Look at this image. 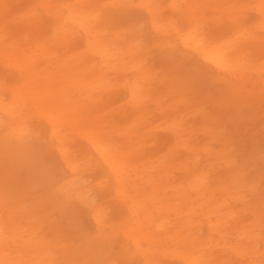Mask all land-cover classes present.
Here are the masks:
<instances>
[{
    "label": "bare ground",
    "instance_id": "6f19581e",
    "mask_svg": "<svg viewBox=\"0 0 264 264\" xmlns=\"http://www.w3.org/2000/svg\"><path fill=\"white\" fill-rule=\"evenodd\" d=\"M9 1L18 0H0V21L14 24L0 28V158L30 154L42 134L62 176L50 183L44 167L28 175L26 188L37 193L31 207L22 186L0 187V264H76L80 256L79 264H96L89 260L107 233L120 238L136 264H158L152 245L164 246L161 255L180 264H264V168L249 167L240 155L237 125L245 116L218 117L220 109L245 108L254 99L246 119L259 132L248 138H264V79L245 86L251 71L264 77V0H253L254 21L245 16V1L210 0L227 22L209 31L206 17L192 13L197 0L188 8L186 0H167L171 9L186 11L179 20L164 15L158 0L18 1L15 12ZM131 6L146 16L148 44L133 24L112 21V13ZM26 28L40 29L38 36ZM149 46L164 49L169 62H154ZM174 54L204 67L205 80L219 88L193 91L188 77H177ZM160 83L163 90L155 87ZM166 95L171 102H163ZM210 97L212 105H205ZM150 103L169 138H150ZM177 106H193L201 126ZM198 130L209 135L200 145L193 136ZM214 142L222 146L217 151ZM6 198L13 201L9 209ZM110 205L121 215L118 228ZM77 210L87 211L93 232L80 233L79 243L56 259L50 220ZM97 264L113 261L106 255Z\"/></svg>",
    "mask_w": 264,
    "mask_h": 264
},
{
    "label": "rangeland",
    "instance_id": "374dc122",
    "mask_svg": "<svg viewBox=\"0 0 264 264\" xmlns=\"http://www.w3.org/2000/svg\"><path fill=\"white\" fill-rule=\"evenodd\" d=\"M20 1L21 5H26L29 3L30 0H18ZM18 1H15L11 3L9 1L7 3V6H10L11 10H14L15 12L16 5H18ZM72 0H70L71 2ZM186 7L187 5L191 4V0H186ZM245 1V16L248 18V20H255L257 18L256 12L254 10L253 0H241ZM161 6V12L164 15L171 14L175 17V19L179 20V16L185 14V10L177 11L171 9L169 5H167V0H158ZM252 4V5H251ZM217 4L210 0H197L195 4V11H193V14H200V16H205V21L203 22L204 28L206 31L214 29L216 26L221 25L223 23L227 22V19L222 15V13H218L214 10V6ZM19 6V5H18ZM17 6V7H18ZM213 6V7H212ZM182 7L184 8V5L182 3ZM213 8V9H212ZM40 12V16L42 17L43 21L49 22L50 19L48 16L45 15L40 10H37ZM39 15V14H38ZM215 15L217 17H215ZM13 16L16 18L17 14H13ZM210 16V17H209ZM213 16V17H212ZM18 18V16H17ZM112 21L122 23V24H133L135 27V30L137 31V34L139 35L140 40L144 44L150 43V36L149 32L147 30L146 25V16L144 12L141 11V9L137 7H128L124 10L114 12L111 15ZM212 19V20H211ZM3 21V20H2ZM0 21V28L6 27V28H12L11 26H14V24L11 23V26L9 24H2L3 22ZM18 25L19 20L16 19ZM16 23V25H17ZM179 23V21H178ZM39 30L35 29H29L26 28L23 32L27 34L28 36H31L34 38L35 36H38ZM140 30V31H139ZM1 43V41H0ZM31 46V45H29ZM149 51L151 53V59L154 62L161 63V64H167L169 62L168 60V54L165 53L166 51L164 49H156L152 46H149ZM174 54L171 56L173 60L177 63L176 65V72L178 78H185L188 77L190 82L191 89L196 92L202 91L204 88L211 87L210 83L205 80L203 73L206 72L204 67H196L192 63H190L187 59L184 57H181L179 55ZM0 68L1 65H0ZM3 69V68H2ZM163 72V71H162ZM126 74H129V72H126ZM130 76V75H129ZM191 77V78H190ZM249 77H251V80L245 83L246 88L251 87V82H255L256 85L260 84V80L264 79L263 75L259 76L255 71H251L249 73ZM13 80V77H10V81ZM160 84H156L157 90H163V87L159 86ZM166 84L164 83V86ZM213 90H217L219 88V85L216 83H213ZM156 90V91H157ZM196 92H193L192 94L198 95ZM169 95H166L164 97L163 102L168 103L171 102L172 99H169ZM214 97L205 98L204 103L205 105H212L214 101ZM254 99H251V105H249L245 101V108L244 107H230V108H222L219 110V116L218 117H226L228 115L234 116L237 115L240 118H244L245 116V122L241 123V125H237L239 130V140L241 144L239 145L240 150L243 154H240L241 156L245 157V163L253 168V169H262L264 168V162L261 157V149H264V138L260 137L254 138V141H250L248 136L251 132L258 133L259 130L256 126L252 125L247 119L246 114L250 110L252 112L253 105L255 102H253ZM201 106V105H200ZM149 111L150 114L147 116L149 119V127L152 128L151 134H149L150 138H169L170 134L169 132L163 128L161 122L162 119H159V114L156 112V108L154 104H149ZM175 109H182L185 111H188L189 115H187V118L189 120L190 124H194L196 128L201 126V119L198 115H192L193 113L191 110L193 109V106H191L189 109H187L184 106H177ZM235 117V116H234ZM118 118V117H117ZM247 121V122H246ZM122 124V120L119 122ZM161 124V125H159ZM211 126V124H209ZM158 126V128H157ZM236 126V124H235ZM154 127V128H153ZM156 127V128H155ZM163 128V129H160ZM44 135L36 133L34 141L31 143L30 154H24L23 157L20 156L19 159L14 160L12 159V156H6L3 159L0 158V187L5 186L3 184L6 183V185L10 186V192H12L14 189H20L18 186H22L23 191L25 194H23L25 198L24 203L27 205V207H31L30 203H35V199H37V193L29 188H26V184L28 181V175H32L33 172H36L39 170L40 167H44L45 173L44 178L45 180L49 181L50 183L57 181L62 176V166L60 161L58 160L57 156L52 153L51 151H47L44 147V143L47 141L46 137H43ZM120 139H122L121 135H118ZM195 138V142L199 143L198 145L202 144L203 141L209 140V135L207 133H204L202 131H196L193 135ZM238 136V135H237ZM72 142L74 144H83L81 139L79 138H73ZM212 149L214 151H217L219 148H221V144L218 142H214L211 144ZM148 150V149H147ZM33 153V154H32ZM15 164V165H13ZM51 169V170H50ZM55 169V170H54ZM34 174V173H33ZM36 175V174H35ZM22 190V189H21ZM6 201L7 198H6ZM13 201H8L5 203V208H8L11 206ZM43 205L50 206L51 200L50 199H44ZM109 208L108 216L113 218V224L115 226L120 227L121 225V215L118 214V210L115 207H112V205L107 206ZM124 213V212H123ZM122 213V214H123ZM49 224H53L57 229L55 230V233L53 236H55L56 240V248H55V257L58 259L59 255L62 253L63 248L65 246L73 244H77L80 233H90L93 232V225L92 221L87 213V211L84 210H77L69 214H65L63 218H58L55 214L52 219L50 220ZM46 229L44 227H41V230L38 232L39 235L43 236L46 234ZM52 236V239H53ZM206 236V231L202 233L201 237L204 238ZM97 244V243H96ZM143 247H150L146 242H142ZM154 252H153V258H155L156 262L158 264H180L178 261H176L172 257H166L162 256L159 248L162 249L164 246H158V245H152ZM96 253H93V255L90 258L91 263H99L106 255H108V258L113 261V264H136V258H126L125 254L122 252L121 244H120V238L115 235L114 233H107L106 234V241H102L100 246H97L95 248ZM84 255V254H83ZM85 258V256H80L79 260L80 262ZM231 257H229L230 259ZM233 259V258H232ZM142 261V260H141ZM141 261L139 260L140 264ZM80 262H76V264H79ZM138 262V263H139ZM241 264H244L246 261L242 260L240 261ZM233 263V260L231 261V264ZM213 264V263H212ZM229 264V263H228Z\"/></svg>",
    "mask_w": 264,
    "mask_h": 264
}]
</instances>
